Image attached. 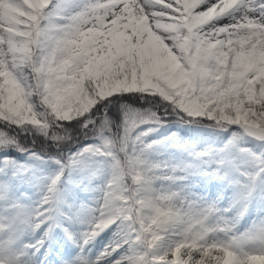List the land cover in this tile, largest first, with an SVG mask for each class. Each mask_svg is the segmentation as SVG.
I'll return each mask as SVG.
<instances>
[{"label": "snow or ice", "instance_id": "obj_1", "mask_svg": "<svg viewBox=\"0 0 264 264\" xmlns=\"http://www.w3.org/2000/svg\"><path fill=\"white\" fill-rule=\"evenodd\" d=\"M127 96L155 110L121 105L113 132L107 108ZM170 124L177 131L150 138ZM0 125V264H36L56 227L79 249L65 264H264V0H0ZM194 125L229 135L200 147L180 135ZM77 128L93 142L65 155ZM9 129L59 151H29ZM9 148L55 165L34 205L17 198L16 182L40 170ZM169 150L188 159H157ZM97 177L102 201L82 207L77 238L61 222H74L62 185ZM193 177L230 188L227 206L188 189ZM113 226L93 258L87 246Z\"/></svg>", "mask_w": 264, "mask_h": 264}, {"label": "rangeland", "instance_id": "obj_2", "mask_svg": "<svg viewBox=\"0 0 264 264\" xmlns=\"http://www.w3.org/2000/svg\"><path fill=\"white\" fill-rule=\"evenodd\" d=\"M171 131H177V128L175 125L170 124L168 126V129H160L159 133L152 135L151 139H160L162 136L168 134V130ZM180 131L183 133L182 138L186 141L191 140L193 143H197L200 147L205 146V144L212 143V144H218L222 141L226 140L228 137V133H217L213 131L212 129L205 128L203 126L197 127L192 126L191 130L188 126H183L180 128ZM172 153V154H171ZM4 153H0V156H2ZM15 161H17L19 164H35V166L40 170L38 173L37 179H33L29 177L28 179L20 180L16 182V196L17 198L21 199L22 202L26 205H34L36 202L39 201L41 196V190L39 185V178L42 176H46L49 174H52L55 171V165L51 163V161H46L45 163H39L34 162L30 160L28 153L23 152L17 157H12ZM159 161H167L170 164L178 165L185 160L184 155L175 153L172 151H166L159 155L157 157ZM68 178V173H65V180ZM73 178L77 181H79L80 177L78 173L73 174ZM104 180L101 177H97L96 179L91 181V184L89 187L85 188L83 186L77 185L73 186L70 184L62 185V188L64 189L65 195L64 199L66 201V204L62 211L65 213L66 216H69V213L72 215H75L78 211L82 209V207L90 206L95 207L96 202L98 200L102 201V195L103 193L100 191V188L104 184ZM184 183H188L191 185L190 190L200 196H204L206 198L215 200L218 197H222L221 202L224 206H227L228 200L232 196V190L230 188H227L225 186L220 185L218 182L215 181H207L203 177H193L189 181H184ZM228 196V197H227ZM227 199V200H226ZM259 209L260 202L259 198H257L256 201L253 202ZM73 207V208H72ZM74 209V210H73ZM77 210V211H76ZM72 211V212H71ZM76 218V216L74 217ZM61 221H65L67 223L64 224L65 227H69L70 224L68 223L67 219L61 217ZM251 218L247 217L246 219H242L238 222L237 227L240 229V231H243L249 224ZM74 226H70V229H73ZM43 229V228H42ZM87 229V224L85 222H82L81 220V227L77 229L79 233L76 236H80L82 232H84ZM115 231L114 226L110 227L109 229H106L104 232L100 233L97 237L94 238L93 242L96 240V248L94 251H92L93 248L91 246H88L89 249H91L90 255L95 257V255L99 254L104 250V246L109 243V241L113 238V232ZM38 230L35 233L34 239H25L26 242L31 243L33 240H36L39 237ZM60 239V242H63L61 234L57 235ZM60 242L58 245H54L53 249L55 255H52L51 252L46 249L45 247L42 249L40 248L39 256L40 258H36L37 253L34 257H32L33 260H35L36 264H40L41 261L45 260V256H47V261H45V264H65V262L70 261L72 258L76 256L79 249H68L65 245L61 247ZM91 242V243H93ZM46 246H48L46 244ZM58 247V248H57ZM65 247V248H64ZM65 249H68L71 251V256L61 255ZM38 260V261H37Z\"/></svg>", "mask_w": 264, "mask_h": 264}, {"label": "trees", "instance_id": "obj_3", "mask_svg": "<svg viewBox=\"0 0 264 264\" xmlns=\"http://www.w3.org/2000/svg\"><path fill=\"white\" fill-rule=\"evenodd\" d=\"M128 104L133 108L136 109H147V108H155L153 107V104L149 102L147 99H140L137 97L127 96L114 104L110 105L107 108V115L109 120L112 121V128L113 132L118 131V126L122 124L123 121V112L121 110V105ZM105 109L101 108L100 112L96 114L97 122H99V119L104 115ZM174 118H169V120H173ZM3 125H0V128H2ZM12 135L16 136L18 142L20 145H22L24 148L28 149L29 151H35L37 153H54L59 151V149L52 146V141L45 138L43 135H39L35 133L34 131L32 133H27L23 131H15L13 132L11 129L8 130ZM86 130H80V129H74L73 130V137H74V143L66 144L64 147V154H70L71 151H75L76 148L81 146L82 144L92 143V133H89L87 136L84 134ZM7 153L11 156H18L19 153L15 148H9L7 149Z\"/></svg>", "mask_w": 264, "mask_h": 264}, {"label": "bare ground", "instance_id": "obj_4", "mask_svg": "<svg viewBox=\"0 0 264 264\" xmlns=\"http://www.w3.org/2000/svg\"><path fill=\"white\" fill-rule=\"evenodd\" d=\"M227 135H229V133L227 134ZM172 154V153H171ZM185 158L186 159H188V157H186L185 156ZM184 184H186L187 186H188V189H190L191 188V185L190 184H188V183H184ZM228 197V196H227ZM227 200V199H226ZM224 200H222L221 202H223ZM73 208V207H72ZM74 210V209H73ZM77 211V210H76ZM72 212V211H71ZM258 212H259V209H258V207L253 203V206H252V208L250 209V212H249V214L248 215H246L243 219H246L247 217H250L251 218V220L250 221H252V220H254V219H256V217H257V214H258ZM79 213H80V211H78L77 213H75V215H72L71 213H69V216H71V217H75L76 216V218H74V222H72L71 224L69 223V221H68V223L70 224V226H74V228L73 229H71V231L75 234V235H77L78 233H79V231L77 230V229H79L80 227H81V219H79L78 218V216H79ZM66 216V215H65ZM62 220V219H61ZM62 223H63V225L66 223L65 221H61ZM251 223V222H250ZM66 225H67V223H66ZM58 234H61V236H62V239H63V242L61 243L60 242V239L58 238ZM43 235V229H41L40 230V232H39V237L37 238V239H39L41 236ZM36 236H35V234H34V236H29V237H25V239H34ZM77 238H79V235L77 236ZM96 240L97 239H95V242H93V243H90L88 246H91V248H93L92 249V251H94L95 250V248H96V246H97V244H96ZM35 242V240H33L31 243H34ZM59 242H60V245H61V247L62 246H66L68 249H75L76 247H75V245L72 243V241L71 240H69L65 235H64V231H63V228H61V227H56V228H54L53 229V232H52V239L51 240H49V241H46V244L48 245V249H49V251L51 252V254L52 255H55V253H54V251L53 250H55V249H53V246L54 245H58L59 244ZM87 246V247H88ZM43 248V247H42ZM58 248V247H57ZM65 248V247H64ZM37 253V255H36V258H40V256H39V253H40V250L38 251V252H36ZM38 261V260H37Z\"/></svg>", "mask_w": 264, "mask_h": 264}]
</instances>
